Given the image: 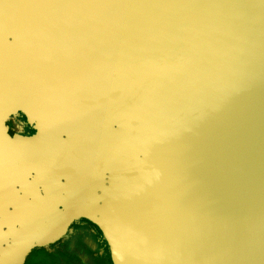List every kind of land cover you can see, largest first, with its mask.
I'll return each instance as SVG.
<instances>
[{
	"label": "water",
	"instance_id": "water-1",
	"mask_svg": "<svg viewBox=\"0 0 264 264\" xmlns=\"http://www.w3.org/2000/svg\"><path fill=\"white\" fill-rule=\"evenodd\" d=\"M79 218L113 264H264V0H0V264Z\"/></svg>",
	"mask_w": 264,
	"mask_h": 264
},
{
	"label": "flooded vegetation",
	"instance_id": "flooded-vegetation-1",
	"mask_svg": "<svg viewBox=\"0 0 264 264\" xmlns=\"http://www.w3.org/2000/svg\"><path fill=\"white\" fill-rule=\"evenodd\" d=\"M6 124L20 134L34 132L21 113L10 124ZM84 236L87 239L84 243H79ZM106 256L110 259L108 245L98 227L85 218H79L69 225L61 238L32 247L24 257V264H102L101 261Z\"/></svg>",
	"mask_w": 264,
	"mask_h": 264
},
{
	"label": "bare ground",
	"instance_id": "bare-ground-1",
	"mask_svg": "<svg viewBox=\"0 0 264 264\" xmlns=\"http://www.w3.org/2000/svg\"><path fill=\"white\" fill-rule=\"evenodd\" d=\"M81 135H82L81 132H79V133H69L68 134L69 141L67 142L68 146L72 147L73 145H75L76 144V140H74V138L75 137H79V140H80ZM67 154H68L67 157H72V158H75V159H76L75 156H79V155H76V152H75V150L73 148L67 149ZM68 163L76 164V165H78L79 170H82V166L83 165H81V164L85 163V161H83V157H82V158L77 159V160L69 161ZM66 172H67V174H70V173L73 172V170L71 168H68V169H66ZM51 182H52V186H56V184L54 183V180H51ZM48 191H51V189H48Z\"/></svg>",
	"mask_w": 264,
	"mask_h": 264
},
{
	"label": "rangeland",
	"instance_id": "rangeland-1",
	"mask_svg": "<svg viewBox=\"0 0 264 264\" xmlns=\"http://www.w3.org/2000/svg\"><path fill=\"white\" fill-rule=\"evenodd\" d=\"M18 115H19V114L11 115V116L6 120V122H7L8 124H10V121H11L13 118H15L16 116H18ZM76 220H77V219H76ZM101 235H102V234H101ZM102 237H103V236H102ZM85 239H87V237L84 236L83 239H81L82 241L80 240V242H79V241H78V242H79V243H84L83 241H84ZM69 240H70V239H69ZM69 240H68V241H69ZM78 242H77V243H78ZM99 247H100V246H99ZM100 248H101V247H100ZM101 249H102V248H101ZM104 252H105V254L107 255V252H106L105 250H104ZM62 258H63V257H62ZM101 263H102V264H113L112 261H111V258L109 259V257H107V256L104 257V259L101 261Z\"/></svg>",
	"mask_w": 264,
	"mask_h": 264
}]
</instances>
